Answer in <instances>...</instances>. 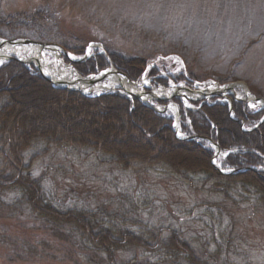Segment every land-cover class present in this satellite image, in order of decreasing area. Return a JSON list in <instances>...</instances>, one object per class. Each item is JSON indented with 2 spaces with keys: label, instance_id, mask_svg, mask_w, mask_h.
I'll list each match as a JSON object with an SVG mask.
<instances>
[{
  "label": "rangeland",
  "instance_id": "1",
  "mask_svg": "<svg viewBox=\"0 0 264 264\" xmlns=\"http://www.w3.org/2000/svg\"><path fill=\"white\" fill-rule=\"evenodd\" d=\"M0 40L57 46L65 64L74 69L76 63L64 52L79 59L88 53V59L102 54L109 63L106 69L118 70L106 52L108 47L125 60L143 58L160 70L161 77L183 76L178 82L181 85L193 79L196 87L216 90L239 83L238 97L246 96L248 90L256 99H264V0H0ZM19 50L6 55L28 60L24 50ZM82 50L84 54L73 53ZM48 57L54 60V56ZM6 61L0 60V65ZM147 74L144 80L149 79ZM178 83L175 86L179 87ZM171 84L169 91H161L152 79L150 86L142 89L153 88L167 100H153L155 105L173 114L175 109L168 103L176 91ZM74 92L96 97L112 91ZM175 97L179 109L180 104L194 108L190 98ZM224 157L217 156V167ZM33 174L42 179L60 205L104 209L127 214L136 222L176 230L194 246L217 253V264H264V208L252 200L244 201L236 194L227 199L220 193L196 191L173 175L152 169L124 170L110 155L74 148L45 154L39 151ZM6 196L9 200L14 195ZM2 214L1 234L33 242L46 239L53 250L49 254L60 256L55 239L39 231V223L28 213ZM65 246L76 252L74 256L61 252L65 259L79 260L81 251L72 244ZM137 255L136 261L145 264L147 256L141 251ZM133 257L120 253L118 264L136 262ZM52 260L41 256L31 261L49 264Z\"/></svg>",
  "mask_w": 264,
  "mask_h": 264
},
{
  "label": "trees",
  "instance_id": "2",
  "mask_svg": "<svg viewBox=\"0 0 264 264\" xmlns=\"http://www.w3.org/2000/svg\"><path fill=\"white\" fill-rule=\"evenodd\" d=\"M105 49L114 66L132 81H140L148 72L157 85H168L169 78L161 77L160 70L143 58L125 60ZM74 66L88 76L109 63L100 54ZM182 77L171 79L179 82ZM232 101V115L223 101H194L193 109L180 104V131L196 137L182 141L169 112H157L119 91L95 97L57 89L18 59L2 63L0 222L4 223L2 213H28L39 223V231L55 239L60 256L49 254L52 246L46 239L33 242L0 233V264H34V258L41 256L53 259L49 264H118V254H134L136 261L138 251L147 256L145 264H217V253L194 246L176 230L136 222L127 214L58 204L33 169L39 151H99L112 156L124 170H156L173 175L193 190L220 193L227 199L236 194L264 208V109L252 111L243 101L234 97ZM208 140L226 153L220 170L214 166L215 151ZM7 194L14 196L8 200ZM66 244L81 251L80 261L65 259L61 252L76 255ZM218 248L221 251L222 245Z\"/></svg>",
  "mask_w": 264,
  "mask_h": 264
},
{
  "label": "bare ground",
  "instance_id": "3",
  "mask_svg": "<svg viewBox=\"0 0 264 264\" xmlns=\"http://www.w3.org/2000/svg\"><path fill=\"white\" fill-rule=\"evenodd\" d=\"M3 42H4L3 40H0V48L2 47L1 49L2 51L0 52V55L1 54L6 55L8 51L9 52L16 51V49H13L12 47L5 45ZM30 46L31 47L19 45L17 49L24 50L25 52L24 54L28 55L27 58L32 59L36 63V65H38L43 70H45L48 76L53 78L56 85H66L68 87H71L72 89H79L81 92L86 94L99 93L104 91H113L116 88H119L121 93L128 96L127 91L124 89V78L121 76H115L114 75L115 70L113 68L106 69L104 70L103 73L97 76H90V75H88L90 77L84 76L80 74L78 70L74 69V67L65 64L62 58L63 52L59 47L54 45H43L41 43H38L37 46L36 45L35 46L30 45ZM48 54L54 56V60H51L48 57ZM88 55L90 56L89 53ZM69 57L74 61L80 60L79 58L72 55H70ZM144 86H150V82L148 80H144L136 83L135 85H130L129 89L134 93H141L143 91L142 88ZM199 96L200 95L198 94L189 93L190 98H197ZM249 109L252 111H256L252 108ZM263 109L264 107L261 108L260 110ZM174 129H175V121H174ZM176 136L179 140L182 141H190L196 139V137L193 139V136L189 137L183 135V133L180 131V128H178V133L176 132ZM209 143L213 147L216 155L217 154L216 149L214 148L211 142Z\"/></svg>",
  "mask_w": 264,
  "mask_h": 264
},
{
  "label": "water",
  "instance_id": "4",
  "mask_svg": "<svg viewBox=\"0 0 264 264\" xmlns=\"http://www.w3.org/2000/svg\"><path fill=\"white\" fill-rule=\"evenodd\" d=\"M5 45H8L9 47H12L13 49H16L19 45H24V46H30V45H37L38 43L36 42H33V41H29V40H11V41H4L3 42ZM2 47L0 48V52L2 51L1 50ZM8 54V53H7ZM14 57L13 56H10V55H0V60H5V59H13ZM20 62H23V63H26V64H29V65H33L55 88H59V89H65V90H74V91H80L79 89H72L71 87H68L66 85H56L55 81L53 80V78H51L50 76H48L47 72L45 70H43L41 67H39L38 65H36V63L32 60V59H23L21 57H16ZM76 62V61H75ZM114 75L115 76H121L124 78V89L127 91V94L128 96H131V97H135L136 99H138L141 103H143L144 105L152 108L153 110L155 111H158V112H162V110H160L159 108H157L156 106H154L152 103H151V100L152 99H161L160 96L154 94V92H141V93H134L132 92L130 89H129V86L130 85H135L136 83L133 82L132 80L129 79V77L122 73V72H119L117 70H115L114 72ZM239 86V83H235L233 85H230V86H227V87H222V88H218L216 90H200V89H197V90H194V89H189V88H182V89H178L176 90V94H172L169 96V98H172V97H175V96H182L184 98H187V94L186 93H191V94H198L200 95L199 98L195 99V100H204V99H207V98H212V97H221V98H224L226 100L229 101L230 105L232 104V101L230 99V97L227 95L229 93H234L235 92V89L236 87ZM165 90H169V89H165ZM81 92V91H80ZM150 96H153V97H150ZM189 98V97H188ZM251 101H254V103H256V105H261L263 106L264 104V99H257V100H251ZM173 105L175 106L176 108V115H175V129H176V132L178 133V128H179V124H180V121H179V112H178V107L176 104L173 103ZM230 111L232 112V107L230 109ZM195 137H193L194 139ZM212 145L214 146V148L216 149L217 153L220 152V148L219 146L213 142L212 140H209Z\"/></svg>",
  "mask_w": 264,
  "mask_h": 264
}]
</instances>
